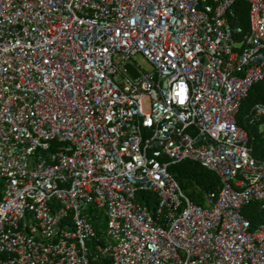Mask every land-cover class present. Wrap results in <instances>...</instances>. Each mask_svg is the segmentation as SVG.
<instances>
[{
  "label": "built area",
  "instance_id": "built-area-1",
  "mask_svg": "<svg viewBox=\"0 0 264 264\" xmlns=\"http://www.w3.org/2000/svg\"><path fill=\"white\" fill-rule=\"evenodd\" d=\"M261 80L264 0H0V264H264L236 119ZM184 160L219 180L201 204Z\"/></svg>",
  "mask_w": 264,
  "mask_h": 264
},
{
  "label": "trees",
  "instance_id": "trees-1",
  "mask_svg": "<svg viewBox=\"0 0 264 264\" xmlns=\"http://www.w3.org/2000/svg\"><path fill=\"white\" fill-rule=\"evenodd\" d=\"M233 20L247 33L248 4L237 1L233 6ZM264 105V80L254 83L241 101L236 115L237 124L244 129L249 137L251 154L255 159L264 160V117L254 116V107ZM181 189L195 204H201L205 193L217 192L220 184L217 176L199 163L184 160L168 168ZM150 199L149 194L140 192L139 200ZM151 200V199H150ZM242 214L248 219L251 228L264 222V208L259 202H251L242 208Z\"/></svg>",
  "mask_w": 264,
  "mask_h": 264
},
{
  "label": "water",
  "instance_id": "water-1",
  "mask_svg": "<svg viewBox=\"0 0 264 264\" xmlns=\"http://www.w3.org/2000/svg\"><path fill=\"white\" fill-rule=\"evenodd\" d=\"M125 71L130 74L133 78H137L138 73L135 71V69L130 65V64H126L124 66Z\"/></svg>",
  "mask_w": 264,
  "mask_h": 264
},
{
  "label": "rangeland",
  "instance_id": "rangeland-1",
  "mask_svg": "<svg viewBox=\"0 0 264 264\" xmlns=\"http://www.w3.org/2000/svg\"><path fill=\"white\" fill-rule=\"evenodd\" d=\"M136 60H137V58H136Z\"/></svg>",
  "mask_w": 264,
  "mask_h": 264
}]
</instances>
